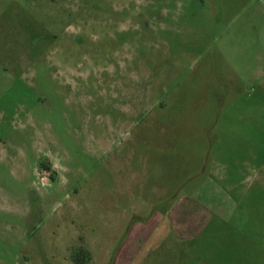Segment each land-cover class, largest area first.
Instances as JSON below:
<instances>
[{"label": "rangeland", "instance_id": "rangeland-1", "mask_svg": "<svg viewBox=\"0 0 264 264\" xmlns=\"http://www.w3.org/2000/svg\"><path fill=\"white\" fill-rule=\"evenodd\" d=\"M0 264H264V0H0Z\"/></svg>", "mask_w": 264, "mask_h": 264}, {"label": "clouds", "instance_id": "clouds-1", "mask_svg": "<svg viewBox=\"0 0 264 264\" xmlns=\"http://www.w3.org/2000/svg\"><path fill=\"white\" fill-rule=\"evenodd\" d=\"M60 167V165L57 163V162H53L52 163V168H53V170H56V169H58ZM47 179H48V177L47 176H44V177H42L41 178V183H43L44 181H47Z\"/></svg>", "mask_w": 264, "mask_h": 264}]
</instances>
